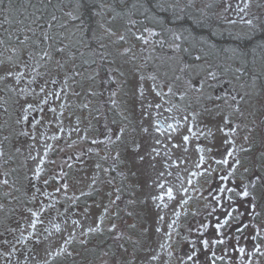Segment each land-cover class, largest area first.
Returning a JSON list of instances; mask_svg holds the SVG:
<instances>
[{
    "label": "flooded vegetation",
    "instance_id": "flooded-vegetation-1",
    "mask_svg": "<svg viewBox=\"0 0 264 264\" xmlns=\"http://www.w3.org/2000/svg\"><path fill=\"white\" fill-rule=\"evenodd\" d=\"M211 1H216L221 15L220 28L241 35L242 51H200L196 47L184 48L186 52L184 49L173 51L163 47L150 51H130L126 55H121L123 51H65L61 54L52 51L53 60L47 63L40 61L35 71L25 70L28 74L21 87H30V90L38 93L29 96V102L36 105L40 101L43 94L39 93V87L45 82L47 91L60 92L61 95L59 99L49 97L48 104L41 105L45 109L43 113H32L30 120L33 117L41 120L35 129L30 124H20L29 133V136H21L25 138L24 145H18V137L16 140L9 130L13 111V103L10 102L13 92L9 91V85L11 87L13 81L0 84V151L4 152L0 156V180L9 181L8 185L0 184V204L5 206L0 210V251H10L11 244L17 249L8 264H17L18 260L20 264H25L24 254L29 248H35V253L30 254L27 264H44L45 260L49 264H117V261L120 264L128 261H132V264H183L187 254L192 251L188 242L191 240H197L200 264H210L212 251L217 257H224L217 259L216 264H264V199L261 198L264 187L260 185L254 190L258 215L242 217L243 223L249 227L245 229L239 245L235 237L240 234L235 229L241 222L235 219L221 229L231 237L226 244L210 245L209 249L204 250L198 242L201 237L197 229L203 231V239H216V218L223 219L225 215L220 208L210 215L214 204L210 193L221 185L219 177L227 175L234 160L239 159L240 166L228 181L223 182L239 190V186L247 183L252 175L253 163H259L260 153L264 152V145L261 144L264 138V0H249V7L244 13L237 9L238 4L243 7V0H208L207 3ZM193 2L196 5L202 3L201 0ZM227 4L232 7L226 11ZM241 17L253 19L255 30L242 23ZM229 20H234L239 28L233 30L227 27ZM57 55L66 56L68 63L65 73L56 65ZM101 55L105 57L102 61ZM196 56H200L201 60L196 62ZM93 60L96 63H92ZM60 61L63 63V59ZM184 63H195L200 76L204 75V70L215 71L219 84L213 89H206L203 97L186 91L188 75L179 72ZM112 69H119L124 75L112 72ZM36 72L40 75L29 86L28 80ZM141 75L145 77L142 82L139 80ZM149 76H155L156 80L148 79ZM176 76H181V79L176 80ZM52 79H56L57 83L51 84ZM84 79L91 83L92 90L78 89L82 87L81 81ZM140 83H143L145 90L143 98L137 90ZM153 83L162 86L157 89L164 93L162 97L153 92ZM168 85L172 87L171 94H168ZM226 93L230 94L228 104L206 98L208 94L214 98ZM80 94L82 100L78 101ZM231 96L237 97L239 112L229 107L233 103ZM240 96H244V99L240 100ZM149 104L153 107H149ZM156 104L161 107L156 108ZM61 105H64L63 109ZM49 107H55L57 111L49 112ZM12 114L18 119L20 110L16 103ZM225 116L231 121L228 127L239 125L235 135H225ZM184 117L188 119L185 121ZM168 124L175 125L178 130L170 132L167 130ZM158 125L162 129L160 132L156 131ZM84 126L86 132L81 137L79 132ZM189 127L197 136L189 133ZM222 127L225 131L220 130ZM61 128L63 131H60ZM121 128L124 129L123 135L116 141L115 135L119 134ZM144 128H148V132H144ZM209 131L211 136L208 135ZM185 135L190 136L187 145L183 142ZM33 136L35 139H32ZM53 136L57 139H51ZM109 136L113 138L111 143L108 142ZM245 136H248L247 141ZM228 139H232L234 144L226 143ZM93 140L103 143L93 144ZM173 144L180 147H173ZM46 145L50 147L45 157ZM136 145H139L138 151L133 150ZM198 145L205 149V162L200 168L196 167L201 155L197 151ZM242 147H250L251 152L240 151ZM153 148L158 154L152 152ZM17 149H23L27 156L25 164H31L32 172L35 165L43 168L39 179L32 172L26 179L19 176ZM229 151L233 152L232 157L227 155ZM140 156L144 159L140 160ZM41 159L44 160L42 165ZM223 159L228 160L227 166L216 163ZM79 165L92 170L84 178L85 186L77 190L73 187V179ZM245 168L249 171L245 172ZM161 172L163 176L159 175ZM193 172L204 174L192 176ZM189 179L191 184L188 183ZM44 180H48L47 185ZM64 183H67V189L61 187ZM160 183L165 185L163 190L158 187ZM168 187L173 189L174 200L167 198ZM36 188L40 191L36 192ZM57 188L61 190L57 192ZM185 188L187 192H184ZM33 194L35 200L31 199ZM117 195L120 199L112 204ZM161 195L164 196L163 202L153 200V197ZM231 195L240 211H244L245 202L234 193ZM182 200H187V203H181ZM223 203L227 208L229 202L224 200ZM49 204L54 207L48 208ZM41 205L45 207L41 215L43 223L37 225L36 234L42 242L35 244L32 240H26L17 243L19 231L10 232L8 229L22 228L24 234L28 235L32 230L28 228L31 217L27 209L38 211ZM105 206L109 211L101 225L103 231L82 236L81 233L88 227L97 225ZM161 216L162 221L159 219ZM72 220H79L80 226H74ZM54 224H60V233L55 231ZM112 224L116 225V230L109 232ZM203 224L209 225L206 230L201 228ZM157 227L160 228L159 232L156 231ZM44 229H48V232ZM257 230L259 237L253 240L252 236ZM73 232L75 239L66 246L71 255H54ZM169 232L170 239L166 235ZM117 233L123 234L119 240L114 239ZM82 239H87L88 243L81 244ZM3 240L11 244H3ZM49 243L52 256L46 252ZM254 245H259V253ZM237 246L245 248L243 257L234 250ZM153 254L158 257L155 261L150 259ZM32 255L35 256L34 261ZM0 264H6L3 256H0Z\"/></svg>",
    "mask_w": 264,
    "mask_h": 264
},
{
    "label": "snow or ice",
    "instance_id": "snow-or-ice-1",
    "mask_svg": "<svg viewBox=\"0 0 264 264\" xmlns=\"http://www.w3.org/2000/svg\"><path fill=\"white\" fill-rule=\"evenodd\" d=\"M138 2V0H137ZM137 2H133L131 5V8H136L137 7ZM120 3L122 5H124V7H127V5L124 3V0H120ZM4 4V0H0V5ZM11 6V0H9V7ZM86 6L85 4V0H75V9L77 11H79L80 9L84 8ZM143 6V5H141ZM156 7L160 8L161 10H167L165 8V6L162 3H157V5H155ZM33 7H35V5H33ZM101 7H108L111 8L113 11L115 10L113 8L112 5H101ZM168 7L174 8L176 7V5H169ZM232 5L231 4H227L226 5V11L227 9L231 8ZM249 7V0H243V7H240L239 4L237 5V9L238 12L240 13H244L245 10ZM6 9L4 8H0V11H4ZM145 11H148L147 8H145ZM97 15H99V13H96ZM67 15L69 17H71V19L73 20H77L79 19V15H74L72 12H68ZM179 18V17H178ZM41 20V17L37 16L34 20H32V24H36L38 28H41V32H40V37L37 39H32L31 36L25 34L23 36V39H21L19 36L16 37V45H14L10 50L12 53L15 54V58L16 60L19 59V55L22 52V48L27 47L29 44V41H31V44L36 45L37 47L40 46V44L46 43L48 44L47 48H41L39 52H35V51H30L27 54V59L24 60L22 63H16L12 57H9V61L12 62V69H5L4 70V74L0 75V81L2 82H7L9 80L13 81V85L11 87H9V91L10 92H14L16 94V99H15V103L19 105V110H20V114L18 119L16 120L17 124H30L32 129H35L37 125H39L41 123L40 119H36L35 117H33L30 120V116L32 115L33 112H38V113H43L45 111V109L41 106V105H47L48 104V98L51 96H54L56 99L60 98L61 93L60 92H49L47 91V82H45L44 84H42L39 87V93L43 94V96L41 97L40 101L34 105L33 103L29 102L28 98L29 96H36L38 95V93H36V91L34 89L30 90V87H18L21 82L23 81L24 77L28 74L26 71L22 70V69H33V71H35V68L37 66L40 65V61H44L45 63H47L48 61H51L54 59V55L53 52L50 50L52 48V44L49 43L50 41H52L53 37H51L48 33L47 30H44L42 28V26L40 24H38V21ZM56 17L52 16L51 21H47V28L51 29L53 27L52 21H55ZM229 23H235L234 20H229ZM241 22L248 25L252 30H255V25L253 23V19H244V17H241ZM129 23L131 24H135V21L130 20ZM25 33L27 32H31L33 36H35L36 34V29L28 27L26 29H24ZM108 33H110L111 35H115V33L111 32V29H107L106 30ZM145 32H148L150 36L152 35H157L156 32H154L151 29L145 28L144 29ZM177 40L180 39V36H176L175 37ZM9 40L12 39V35L10 34L8 37ZM117 39L119 41H125V36L123 34L119 35L117 37ZM136 39L143 41L145 44L148 43V40L143 36V35H138L136 36ZM5 40L0 39V45H5ZM101 47H104V45H101ZM174 50H179L180 49V45L179 44H175L173 45ZM65 47H55V54H61L65 52ZM184 51L186 52L187 49H184ZM128 52H130L129 48H125L123 50V52L121 53V55H126ZM105 57L103 55L100 56V60H104ZM201 60L200 56H196L195 57V61L198 62ZM114 62V61H113ZM92 63H96L95 60L92 61ZM4 64V61H0V67H2ZM56 65L57 67H63V64L61 63L60 60L56 61ZM112 72H119V69H112ZM237 71L239 72L240 70L237 69ZM179 72L181 74H185L188 75V78L185 80V83L187 85V89L186 91H190L193 93L198 94V96L203 97L205 96V92L206 89H213L215 87L216 84H219V80L217 77V73L215 71H211V70H204V75L200 76V70L197 69V66L195 63L193 64H187L184 63L182 65V67H180ZM119 74L121 76L124 75L123 72H119ZM40 73L36 72L35 76L32 77V79L28 80V85L30 86L31 84L35 83V79L36 76H39ZM145 77L143 75L139 76V80L142 82L144 81ZM148 79L155 81L156 77L155 76H149ZM176 80H180L181 76H176L175 77ZM237 79H239V77H237ZM51 84H56L57 81L56 79H52ZM67 83V81L65 80V84ZM159 87L162 86H158L157 84L153 83L152 85V90L155 93L156 96L162 97L164 95V93L160 90H157ZM138 92H139V96L141 98L144 97L145 95V90L143 87V83H140L139 87H138ZM63 91V89H61V92ZM172 93V87L171 85H168V94ZM113 95H115V93H113ZM230 94L226 93L224 96H220L217 95L213 98V96L211 94L207 95V99L209 101L215 99L217 101H223V103L228 104V96ZM183 98V96H182ZM244 96H240V100H243ZM231 100H232V104H229V107H234V110L236 112L240 111V107H239V103L237 102V97L236 96H231ZM64 105H61V109H63ZM149 107H153V105L149 104ZM156 108H160L161 105L160 104H156L155 105ZM217 108H219V105H217ZM207 110V109H206ZM6 111V109H5ZM49 112L55 113L57 111V109L55 107H49L48 108ZM168 111H171V109H168ZM63 113L61 112V115ZM194 118V117H193ZM188 118L184 117V120L186 121ZM179 123V122H177ZM231 121L229 119L228 116L224 117V126L227 127V131L225 132L226 136L229 135H235L237 128L239 127V125L235 126V127H228L230 125ZM167 130H170V132L174 133L176 132L178 129L175 125L173 124H168L167 125ZM221 131H225V128L222 127L220 129ZM60 131H63V129L61 128ZM156 131L160 132L162 131L161 127L158 125L156 127ZM189 133L192 134V136H197V134L195 132H193L192 128L189 127L188 128ZM251 131V130H250ZM124 129L121 128L119 129V134L115 135V140L119 141L121 139V136L123 135ZM144 132H148V128H144ZM203 133H201L202 135ZM20 135L23 136H29V133L27 131H21ZM208 135L211 136L212 133L209 131ZM198 138V137H197ZM32 139H35V136L32 137ZM51 139H57L56 136L51 137ZM112 136L108 137V142L111 143L112 142ZM169 139H171V136L169 135ZM245 141L248 140V136L244 137ZM190 140V136L189 135H185L183 136V142L185 145H187V143ZM157 143H159V140L156 141ZM93 144H97V143H103V141H97V140H93L92 141ZM226 143L229 144H234V141L232 139H228L226 140ZM261 144L264 145V138H262L261 140ZM50 146H45V152L44 155L45 157L47 156V151L48 148ZM173 147H180V145L178 144H173ZM134 151H138L139 150V145H136L133 149ZM185 151H187V148L185 147L184 149ZM17 151H19V149H17ZM197 151L199 153H201L200 158H199V163L196 165L197 168H200L201 165L204 164L205 162V158H204V151L205 149L200 147L199 145L197 146ZM208 151H211V149H208ZM240 151L243 152H251V148H241ZM152 152H155L158 154L157 150L155 148L152 149ZM4 152L0 151V156H3ZM227 155L229 157L233 156V152L229 151L227 153ZM119 158V153H117V159ZM140 160H143L144 157L140 156L139 157ZM259 163L254 162L253 163V171H252V175L249 177L248 182L239 186V190L236 187H228L226 184H223L224 181H228L230 177L233 176V174L236 171V168L238 166H240V160L239 159H235L233 162V165L231 166V168L229 169L227 175H221L219 177L220 181H221V185L218 186L215 189L214 193H210L211 195V199L212 201H214V204L211 207V214H214L218 208L224 210L225 215L223 217V219H221L220 217H217V222L215 224V228H216V232H217V238L213 239L211 241H209L208 239H203V231H200V229H197L198 235L199 237H201V239H199V243L203 246L204 250L209 249L210 245L215 246V245H223L226 244L228 239H231V237L226 236L225 233H223L221 231V229L225 228V226L229 225L230 221L235 219L240 221V226L236 227L235 232L239 233L240 235H237L235 237L236 240V244L239 245V241L241 239V237L244 234L245 229H247L249 227V225L247 223H243L242 221V217H244L245 215H250L255 217L256 215H258V213L256 212V208H257V197L254 194V190L256 189L257 185H260L261 187H264V171H262L261 169H264V152L260 153L259 156ZM44 163V160L41 159L40 164L42 165ZM217 164H224V165H228V160L227 159H223V160H217L216 161ZM97 167L99 168V165H97ZM43 168L42 167H37L35 169L34 175L36 177V179L40 178V174L42 173ZM245 172H248L249 169L245 168L244 169ZM170 174V173H169ZM204 172H200V173H196L193 172L191 173L192 176H197V175H203ZM62 175H66V173H62ZM160 176H163L164 173H160ZM45 185L48 184V180H44L43 181ZM9 181L7 179H3L0 180V184L3 185H8ZM188 183L191 184L192 181L191 179L188 180ZM62 188L67 189L68 185L67 183H64L61 185ZM158 187L160 189H164L165 185L163 183L158 184ZM61 190V188H57L56 191L59 192ZM184 192H187L188 190L185 188L183 189ZM18 191V189H17ZM40 189L36 188V192H39ZM232 193L235 194V196L237 198H239L242 202H245L246 207L244 211H240V208L238 205H236V201L233 199V196L231 195ZM84 193H82L83 195ZM45 195H48L47 193H45ZM111 195V194H109ZM166 195L169 201L174 200L175 196L173 194V189L171 187L167 188L166 191ZM35 194L32 195L31 199L35 200ZM262 199H264V195H262L261 197ZM120 199V196L117 195L116 199L111 201L112 204H115L116 201H118ZM159 199L160 201L163 202L164 200V196L161 195L159 197H153V200H157ZM227 200L229 203L227 205V208H225L223 201ZM181 203H187V200H182ZM157 207H160L159 204L156 205ZM164 206H167L166 204ZM4 205L0 204V210L4 209ZM48 208H52L54 207V205L49 204L47 206ZM45 211V207L43 205L40 206V209L38 211H34L31 208L27 209V212L30 214V221L28 222V228H30L32 231L28 233V235H25L24 229H8V231L10 232H17L19 231V236L16 237V242L17 243H23L26 240H32L34 241L35 244H40L42 241L39 237V235L36 234V230H37V225L38 224H42L43 220L41 219V215L42 213ZM85 211H87V209H85ZM109 209L107 206H105L103 213L101 214V216L99 217V222L97 223V225L95 227H88L86 229V231L82 232L81 235L87 237L90 234L93 233H98V232H102L103 229L101 228V225L104 222V217L105 215H107ZM236 214L235 216L233 214ZM129 215H131V213H129ZM177 215H179L177 213ZM161 221L163 220V216H161L159 218ZM72 224L74 226H80V221L79 220H72ZM208 224H203L201 225V228L206 230L208 228ZM53 227L55 228V231L57 233L61 232V226L60 224H54ZM132 227H135V225H132ZM169 227L171 228L172 225L170 224ZM255 227V226H253ZM116 230V225L112 224L109 228L108 231L109 232H113ZM45 232H48V229H44ZM145 231H147V229H145ZM157 232L160 231V228L157 227L156 229ZM50 234V233H49ZM122 233H117V235L114 237V239L119 240L122 237ZM169 239L171 238V233H167L166 234ZM259 237V230H257L256 234L252 236L253 240H256ZM45 239H47V237H45ZM75 239V233H71L69 235V237L67 239L64 240L63 245L59 248L58 251H56L54 253V255L59 256V255H63V254H67V255H71V252L67 251V245L70 244L73 240ZM187 239V238H186ZM191 244V248L192 251L190 252V254H187L186 256V262H183V264H187V262H190V264H200L199 258H198V252L200 251V249L197 248V240H191L188 241ZM3 244H11L10 241L8 240H3L2 241ZM81 244H87L88 241L87 239H82L80 240ZM121 248H123V245L120 246ZM161 247H163V245H161ZM255 247V251L257 253L260 252V247L259 245H254ZM51 248V243H49V247L48 249H46L47 255L52 256L53 252L50 250ZM236 252L239 253V255L241 257L244 256L245 254V248L242 246H237L234 249ZM125 251H127L125 249ZM227 251V250H226ZM17 252V249L15 247L14 244H11V250L4 252V251H0V256H3L5 258L6 264H8V262L11 260L12 256ZM35 253V248H29L27 250V252L24 254V262L25 264H27V261L29 260V256L30 254ZM264 254V253H262ZM169 255H171V253H169ZM32 260H35V256L32 255L31 256ZM151 260L155 261L158 259V257L153 254L150 257ZM217 259H224V257H217L215 251H212L211 253V260H210V264H216V260ZM17 264H20V261H17ZM44 264H49V261L45 260ZM117 264H120L119 261H117ZM126 264H132V261H128L126 262Z\"/></svg>",
    "mask_w": 264,
    "mask_h": 264
},
{
    "label": "trees",
    "instance_id": "trees-1",
    "mask_svg": "<svg viewBox=\"0 0 264 264\" xmlns=\"http://www.w3.org/2000/svg\"><path fill=\"white\" fill-rule=\"evenodd\" d=\"M193 1L195 0H124L127 5L124 7L120 0H85L86 6L74 11L75 0H11L10 7L9 0H4V4L0 5V8L6 9L0 11V39L8 38L10 34L12 42H16L17 36L23 39L25 34L32 39L39 38L41 28L32 24V20L39 16L41 20L38 24L53 37L49 42L52 48L65 47L67 51H92L103 36L110 34L107 29H111L114 36L120 31V34L129 37L133 36L130 35L134 33L133 28L141 35L148 33L144 31L145 28L162 33L164 38L177 40L175 37L178 35V43L194 45L196 50L242 51L241 35L220 28L221 15L216 1L207 3L208 0H201L199 6ZM133 2H137L136 8H131ZM157 3H162L167 10L156 7ZM101 5H112L115 10L102 8ZM169 5L176 7L171 8ZM68 12L79 15L80 18L73 20L67 15ZM52 16L56 20L52 21L53 27L48 29L46 22L51 21ZM130 20L136 23L133 25L129 23ZM28 27L36 29L35 36L31 32L25 33L24 29ZM31 45L37 51L48 47L43 42L39 47Z\"/></svg>",
    "mask_w": 264,
    "mask_h": 264
},
{
    "label": "rangeland",
    "instance_id": "rangeland-1",
    "mask_svg": "<svg viewBox=\"0 0 264 264\" xmlns=\"http://www.w3.org/2000/svg\"><path fill=\"white\" fill-rule=\"evenodd\" d=\"M236 25H237L236 23H234V24L229 23V24H227V27H230L233 30H236L239 28ZM14 45H16V43L12 44V45L10 44L9 47H5L3 50H1V48H0V61H4L3 66L0 67V75L4 74L5 69H9V70L12 69V62L9 61V57H12L16 63H22L24 60L27 59L28 52L35 51L33 46L31 44H28L27 47L22 48V52L19 55V59L16 60L15 54L12 53L10 50H8V49H11ZM99 45L100 46H95V50H92V51H123L121 41H119L118 39H115L114 37H102ZM101 45H104V47H101ZM0 46H2V45H0ZM133 46H135L134 43H133ZM4 51H9V52H4ZM142 51H145V50H142ZM67 63H68V61H67L66 57L64 56L63 57V63H62L63 67L61 68L64 71V73H65V66ZM29 69H31V68H29ZM29 69H22V70L25 71V70H29ZM81 82H83V85H82V87H78L79 90H82V91H87L88 89L92 90L91 83L88 82L87 79H84ZM0 84L4 85V82L0 81ZM9 87H10V85H9ZM18 87H21V85ZM62 95H64V94H62ZM81 96L82 95L80 94L78 99H77L78 101L82 100ZM15 99H16V94L13 92L11 100H10V102L13 103V106H12L13 111L15 110ZM13 111H12V113H13ZM12 113H11L10 127H9L10 133H11V135H14V138H16V140L18 137V145H24L25 138L21 137L22 135H20V132L22 130L24 131V129L22 127H20V124L16 123L17 119ZM69 116H71V114H69ZM85 132H86V128L84 126L83 129L79 132L81 137L84 136ZM16 146H17V144L14 143V147H16ZM17 153H19V159H18V161H16V164H18V163L20 164V167L17 169V172H18L20 177L26 179V177H29L31 175L32 169L29 167V165H31V164H28V163L25 164V162L27 161V159H26L27 156L24 155L23 149H19V151ZM37 167L38 166L35 165V167L33 169V172H32L33 176H35L34 172H35V169ZM91 170H92V168H89L85 165L77 166L76 171H75V175H74V179H73V187L75 189L80 190L85 186L84 178L88 175V172Z\"/></svg>",
    "mask_w": 264,
    "mask_h": 264
}]
</instances>
